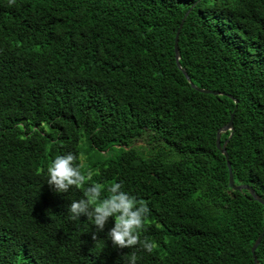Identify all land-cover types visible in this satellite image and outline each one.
Returning <instances> with one entry per match:
<instances>
[{
	"label": "trees",
	"instance_id": "1",
	"mask_svg": "<svg viewBox=\"0 0 264 264\" xmlns=\"http://www.w3.org/2000/svg\"><path fill=\"white\" fill-rule=\"evenodd\" d=\"M181 23V68L218 94L177 66ZM232 112L234 183L264 199V0H0V264H254L264 205L216 147ZM70 152L147 202L151 252L70 218L84 190L46 182Z\"/></svg>",
	"mask_w": 264,
	"mask_h": 264
},
{
	"label": "clouds",
	"instance_id": "2",
	"mask_svg": "<svg viewBox=\"0 0 264 264\" xmlns=\"http://www.w3.org/2000/svg\"><path fill=\"white\" fill-rule=\"evenodd\" d=\"M14 3L15 0H9L10 6ZM77 160L78 157L70 152L57 156L47 168L46 182L57 193L68 192L71 188L84 190V198L73 200L68 206L70 218L77 220L82 215L86 216L93 221L97 231H102L111 218L114 223L107 235L113 246L134 248L140 245L151 252L154 245L140 239L145 218L150 213L147 202L123 191L120 182L107 187L101 183H89L92 181L91 171L82 172ZM105 192L107 195H103ZM136 261L137 256L132 253L129 264H136Z\"/></svg>",
	"mask_w": 264,
	"mask_h": 264
},
{
	"label": "water",
	"instance_id": "3",
	"mask_svg": "<svg viewBox=\"0 0 264 264\" xmlns=\"http://www.w3.org/2000/svg\"><path fill=\"white\" fill-rule=\"evenodd\" d=\"M190 9L185 13L184 18L189 13ZM184 18L182 19V22L184 21ZM181 26H182V23L180 24L179 28L176 31L175 44H174L175 60H176L177 66L182 70L183 74L185 75L186 79L189 81V83H190V85H191L192 88H195L198 91L204 92V93L218 94L219 92L214 91V90L202 89V88L196 87L190 81V77H189L188 73L186 72V70L184 68H181V66L179 64V56L180 55H179V50H178V45H177L178 34H179V30H180ZM228 96L232 98L231 95H228ZM235 103H237V100L236 99H235ZM228 130L230 131L229 137H231L232 132H233V112L230 115L229 121L224 126H222L221 128H219L217 130V133H216V147L220 150V152L225 156V158L227 160V165H228V170H229L228 186L230 188L234 189V190H247V191H249V193L251 194V196L253 197V199H255L256 201H258V202H260V203H262L264 205V199H262L260 196H258L255 193L254 189L250 185H248V184H235L234 183L233 175H232V171H231V167H230V162L228 160V153H227V150H226V142H227V140L224 141L222 144L220 142V135H221V133L222 132H225V131H228ZM263 217H264V214H263ZM263 233H264V230L261 233V235L256 239V241L254 242V244H253V246L251 248V252H252V255L254 257V264H257V259L255 257V250H256L258 244L260 243V240H261V237H262Z\"/></svg>",
	"mask_w": 264,
	"mask_h": 264
},
{
	"label": "rangeland",
	"instance_id": "4",
	"mask_svg": "<svg viewBox=\"0 0 264 264\" xmlns=\"http://www.w3.org/2000/svg\"><path fill=\"white\" fill-rule=\"evenodd\" d=\"M146 140V136L144 135V136H141L140 138H138L135 142H134V144L135 145H141V144H143L144 143V141ZM84 141V140H83ZM93 153L95 154V152L93 151ZM83 158V157H82Z\"/></svg>",
	"mask_w": 264,
	"mask_h": 264
}]
</instances>
